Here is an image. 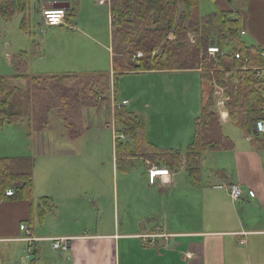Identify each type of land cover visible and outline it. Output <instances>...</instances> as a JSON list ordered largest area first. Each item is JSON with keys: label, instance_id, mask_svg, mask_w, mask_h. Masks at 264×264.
Masks as SVG:
<instances>
[{"label": "crops", "instance_id": "1", "mask_svg": "<svg viewBox=\"0 0 264 264\" xmlns=\"http://www.w3.org/2000/svg\"><path fill=\"white\" fill-rule=\"evenodd\" d=\"M99 1L101 0H95L94 3L98 4ZM37 2L41 14L44 9H55L51 7V3L55 2L68 3L69 7L66 10L69 11L73 0ZM199 5L201 17H212L221 11L229 17L238 18L241 40L247 46L261 49L264 54V0H199ZM31 10L32 12L36 10L34 4ZM65 21L66 29L92 39L86 33L80 32L82 26L78 24V19L73 26L67 19ZM107 21L110 44L106 49L110 52L111 58L109 9ZM62 26H58L60 31L63 30ZM92 41L97 46H102L95 40ZM46 42L44 39H41L40 43L33 42L32 58L35 61V56L39 61L44 60V53L39 44L46 45ZM19 57L23 59L21 63L17 62ZM32 58L26 52L6 56L14 70L8 77L12 86L25 89L27 83L23 79H11L13 76L58 75L44 74L39 68L37 72L31 62ZM172 72L199 73V71ZM146 73L163 72L136 75ZM109 75L114 76L112 68ZM262 78L264 80V77ZM201 89L202 83L199 82V99L197 101L195 99V107L193 106L190 114L182 119L184 126L175 127L184 131L180 132L183 137L180 146L163 148L155 139L151 142L146 139L161 153L178 152L179 162L175 163L168 159L157 166L140 157L126 156L123 148L127 146L132 150V141L126 143L116 141L113 144V170L119 161L132 168L136 161H142L145 166L144 173L139 169L141 174L133 175L135 180L131 182L130 189L126 183L122 185L120 222H101V211L97 208V202L90 201V195L97 194L94 190L95 178L89 176L90 164L83 163V167L87 165L83 171L88 172L85 186V191L88 192L81 196L72 188H68L72 186L69 182L59 184L53 181V177L47 181L43 177L38 184L33 164V198L31 200L8 198L0 203V264H264V136L256 134L254 128L251 135H245L240 129L238 131L228 127L232 123L226 111V98L222 91L218 92L219 122L223 135L231 141L232 146L226 151L201 153L197 174L191 176L185 154L195 135V120L201 109ZM123 101L126 100H122L121 103ZM83 131L84 127L72 129L63 127L62 132L56 127L52 129V137L50 141L47 137L46 145L57 148L53 158L50 156L42 162V167L51 168L54 164L52 162H57L62 157L61 162H57L58 165L74 166L78 162L75 157L78 154V146L74 142V135L79 137ZM49 133L50 131L45 130L46 136ZM55 134L56 137L58 134L62 135L54 138ZM115 136L114 134V139ZM120 139H123L122 135ZM66 140V144H62ZM63 146L64 148H61ZM66 146H71V150H67ZM117 146L120 149L118 153ZM47 155L49 153L45 156ZM0 157L29 158L26 155L7 154L1 149ZM55 158L57 161L52 160ZM85 161L89 163L88 160ZM151 168L167 169L169 174L155 178L154 183L150 184L148 170ZM135 170L138 171L136 168ZM122 172V177L126 181L129 171L124 168ZM58 174L61 175L60 171ZM90 182L93 186L91 191ZM232 184L241 187L240 202H233L229 197L228 188ZM143 191H147L149 200H152V210L141 214L144 217L142 222L138 224L129 222L127 216L128 213L133 214V210L128 207V200L130 199L137 209L140 208L144 205ZM79 198L83 199L89 208L93 206V209L98 211L99 218L96 223L76 221L75 215L78 212L74 204ZM21 226H24V230ZM28 234L33 241L23 240ZM54 238L68 239L69 251L63 253L53 250L51 239Z\"/></svg>", "mask_w": 264, "mask_h": 264}, {"label": "rangeland", "instance_id": "2", "mask_svg": "<svg viewBox=\"0 0 264 264\" xmlns=\"http://www.w3.org/2000/svg\"><path fill=\"white\" fill-rule=\"evenodd\" d=\"M28 1L30 4L29 17L25 22V31L21 29L23 20L21 14H15L8 20L0 18L1 77H9L14 73L6 56L26 52L32 58V54L34 53V49H32L33 42L40 43L41 39L47 41L46 45L39 44L42 53H44V60H37V56H35L36 61L34 58L31 59L37 72L40 69L44 74L52 73L60 75L66 73H83L84 75L110 73L112 56L110 58V52L106 49L110 44L107 21L109 0L99 1L98 4L102 6L94 3L95 0H73L71 9L68 12L69 14L66 17L72 26L76 25L78 19V24L85 27H81L82 29H79L80 32L86 33L88 37L101 44V47L97 46L92 39L83 37L79 32H71L66 29V21H64L63 30L61 31L59 27L48 28L42 26L39 11L40 6L37 0ZM100 2H103V4H100ZM33 4L37 11L32 12ZM138 29L144 30V26H138ZM172 39L173 37L170 36L169 40ZM189 39L192 41L194 35H189ZM120 51L121 54L125 52L123 47ZM137 54L132 57H136ZM22 61L23 59L19 57L17 62L21 63ZM262 74L264 77V71ZM108 79L110 86L109 93L105 95L99 94L94 107L81 109L79 120L75 117L79 111L78 107L73 105L71 111L67 108H62L64 109L63 113L68 116L65 118V122L56 116L55 109L52 108L53 102L50 90L53 82L47 81L48 79L42 80L37 83L39 86L38 90L31 92V98L28 102L27 100L25 101L24 95L26 93L15 94L13 97L16 108L21 111L26 110L32 116L29 119H23L19 125H5L0 130V149L7 152V154L26 155L31 158L35 165L34 175L38 184L41 183L43 177L45 181L53 177V181L59 184L69 182L72 186H68V188H72L74 192H78L79 196H81L83 193L88 192L85 191L88 172L83 171L87 168L85 167L87 165L83 167V163L90 164L89 176L95 178L94 190L97 194L95 196L90 195L89 198L90 201L94 200L97 202V208L101 211V222L104 223L121 221L122 185L126 183L130 189L132 186L131 182L135 180L133 175L139 176L145 170L142 161L134 162L133 168L119 161L115 170L112 169L113 144L116 141L125 143L131 141L129 137L121 134L115 125V108L121 104L122 100H126L128 104L122 107L141 119L144 125L145 137L148 141L151 142L155 139V142L163 148H166V146H180L181 142H183L180 132L184 131L177 130L178 128L175 127L184 126L182 119L190 114L193 106L195 107V102L199 99V82L201 83L199 73L192 72H163L160 74L146 73L139 75L117 74L115 76L109 75ZM83 83L81 81L80 83L73 84L68 90L62 89L65 86H60L56 88L55 92L75 94V92H80L84 87ZM48 84L50 85L47 86ZM92 86L94 87L93 84ZM21 90L25 91L24 89ZM94 90L99 92V87L95 86ZM212 91L214 92L215 102L212 110L217 113V102L220 100V96L217 93L222 90L218 89L214 84H205V99L208 98ZM223 96L226 98L224 94ZM47 110L49 111L48 116H46ZM45 119L48 123V127L45 130L50 131V133L55 127L60 132H62L63 127L67 129L84 127V131L79 137L74 135V142L78 146V154L75 156L78 162L74 166L61 167L58 165L57 162H61L62 157L58 161L56 160L57 158L52 159L57 162H52L54 164L51 168L42 167V162L47 158L49 159L50 156L53 158L54 151L57 148L46 145L45 140L48 137L50 141L52 133L46 136L45 130L32 129V127L41 125ZM68 125L70 127H66ZM228 127L239 129L233 124H229ZM114 134L116 135V139L113 138ZM61 135L58 134L57 137ZM63 135L68 136L67 134ZM121 135L123 139H120ZM53 136L57 138L56 134ZM66 142L67 140L62 142V144H66ZM61 148H64V146ZM65 148L69 151L71 150V146H66ZM46 153H49V155L45 156ZM85 160H88L89 163ZM47 168L48 170L44 173V170ZM124 168L129 171L126 181L122 177V170ZM57 170L58 172L60 171L61 175L58 174ZM64 178L66 180H63ZM89 185L91 191L93 189L92 183L90 182ZM90 191L89 194H91ZM143 193L145 195L144 205H141L138 209L130 199L128 200V207L133 210V214L128 213L127 218L129 222H137V224L142 222L144 217L141 214L149 210L151 212L152 210V200H149L148 192L143 191ZM74 206L78 212L75 215L76 221H89L92 223L98 221V211L94 210L93 206L89 208L83 199H77Z\"/></svg>", "mask_w": 264, "mask_h": 264}, {"label": "trees", "instance_id": "3", "mask_svg": "<svg viewBox=\"0 0 264 264\" xmlns=\"http://www.w3.org/2000/svg\"><path fill=\"white\" fill-rule=\"evenodd\" d=\"M29 6L28 0H0V18L8 20L15 14H21V29L25 31ZM68 12L66 10V17ZM109 16L111 68L114 76L145 72L199 71L202 83L201 109L195 120L193 142L185 154L191 176L197 174L201 153L226 151L232 146L231 141L223 135L218 114L212 110L215 105L214 92L205 99V84H214L222 90L227 99L229 121L245 135H251L254 124L264 120V80L255 70L264 68L263 52L257 47L247 46L241 40L238 18L231 16V19L221 11L212 17H201L199 0H109ZM141 25L144 30L138 29ZM189 35H194L192 41ZM170 36L173 37L172 40H169ZM212 45L219 50L214 56H210L207 51ZM122 47L125 52L121 54ZM137 53H141L142 57L133 58ZM237 54L240 59H235ZM108 76L107 73L13 76V80L23 79L27 82L25 91L12 86L8 77L0 76V130L5 125H19L23 119L32 116L26 110L17 109L13 97L15 94L26 93L25 101L28 102L31 92L39 88L37 83L45 79L53 82L50 91L56 116L65 122L68 116L63 113L62 108L71 111L75 105L79 108L75 116L79 120L81 109L94 107L99 94L109 93ZM81 81L84 82L81 93L55 92L60 86H65L62 89L68 90L71 85ZM95 86L99 87V92L94 90ZM48 114L47 110L46 116ZM114 122L121 134L129 137L133 143L132 150L127 146L123 148L126 156L140 157L157 166L168 159L179 162L178 152L161 153L148 143L143 122L138 116L123 107H116ZM47 127L45 119L41 125L32 129L42 131ZM7 189L13 191L12 197L5 196ZM8 198H33L31 158L0 157V203Z\"/></svg>", "mask_w": 264, "mask_h": 264}, {"label": "built area", "instance_id": "4", "mask_svg": "<svg viewBox=\"0 0 264 264\" xmlns=\"http://www.w3.org/2000/svg\"><path fill=\"white\" fill-rule=\"evenodd\" d=\"M100 4H103V2H100ZM63 13L60 15V13ZM41 19H42V24L45 27L51 28V27H58L64 24V21L66 19V9L59 8V9H44L41 12ZM59 20V23H55V20ZM208 54L210 56H214L219 52L218 48L214 45L210 46L208 49ZM142 54L138 53L136 58L141 57ZM262 57L264 58V54H262ZM235 59H240V56L237 54L235 55ZM256 73L259 77H263L262 72L264 71L263 69H255ZM227 101V99H226ZM127 104V101H123L121 105L118 107L125 106ZM254 131L256 134L264 136V120L257 121L254 124ZM169 171L167 169H157V168H151L148 170V177H149V183L153 184L155 181V178L157 177H162V176H168ZM229 192V197L233 202H240L242 198V190L241 187L238 184H232L228 188ZM5 196L6 197H12L13 196V191L11 189H7L5 191ZM21 229L24 230V226H21ZM24 241L31 242L33 241V238L30 237L28 234L26 238L23 239ZM52 241V249L55 251L67 253L70 249V244L69 240L66 238H54L51 239ZM30 254V251H28Z\"/></svg>", "mask_w": 264, "mask_h": 264}, {"label": "water", "instance_id": "5", "mask_svg": "<svg viewBox=\"0 0 264 264\" xmlns=\"http://www.w3.org/2000/svg\"><path fill=\"white\" fill-rule=\"evenodd\" d=\"M51 7L55 9H59V8L66 9L67 7H69V4L63 2H55V3H51ZM231 19H233V17H231Z\"/></svg>", "mask_w": 264, "mask_h": 264}, {"label": "clouds", "instance_id": "6", "mask_svg": "<svg viewBox=\"0 0 264 264\" xmlns=\"http://www.w3.org/2000/svg\"><path fill=\"white\" fill-rule=\"evenodd\" d=\"M63 13L61 12L60 15H62ZM55 23H59L60 21L57 19L54 21Z\"/></svg>", "mask_w": 264, "mask_h": 264}]
</instances>
